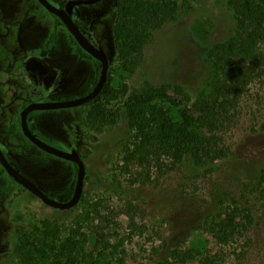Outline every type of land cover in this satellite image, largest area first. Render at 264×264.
I'll use <instances>...</instances> for the list:
<instances>
[{
	"label": "rangeland",
	"instance_id": "obj_1",
	"mask_svg": "<svg viewBox=\"0 0 264 264\" xmlns=\"http://www.w3.org/2000/svg\"><path fill=\"white\" fill-rule=\"evenodd\" d=\"M170 1L176 5V12L150 29L141 61L132 70H126L119 57L115 25L111 41L115 44L113 92L94 105L104 111L117 110L114 123H93L90 115L85 119L86 111L91 114L93 108L79 117V111L68 113L69 124L46 114L34 118L33 127L44 138L62 139L81 151L84 189L74 207L62 210L46 205L7 178L0 179V264H23L22 256L29 252L20 249L21 236L42 233L46 220L60 235L74 228L87 233L89 225L97 227L109 243L107 250L94 251L95 239L90 235L77 253L58 264H156L177 246L186 250L188 264H199L203 249L219 255L218 264H263L264 250H259L258 244H264V215L253 199L247 204L253 209L255 227L235 240L213 237L205 219L221 208L212 194L225 189L238 195L244 172L264 169V41L259 45L261 64L255 77L230 122L218 133L228 152L226 158L198 168L185 164L162 176L155 171L145 183L131 184L127 181L129 173L118 169L123 140L131 133L129 118L140 110L138 105L119 108L123 98L146 84L177 83L193 101L210 72L208 48L225 40L234 27L228 0ZM77 126L82 128L79 135L67 130ZM10 140L14 152L21 149L35 156L37 150L25 143L15 127ZM46 160V165L50 162L53 167L44 172L29 161L19 166L55 194L66 196L75 176L73 166L60 159Z\"/></svg>",
	"mask_w": 264,
	"mask_h": 264
},
{
	"label": "trees",
	"instance_id": "obj_2",
	"mask_svg": "<svg viewBox=\"0 0 264 264\" xmlns=\"http://www.w3.org/2000/svg\"><path fill=\"white\" fill-rule=\"evenodd\" d=\"M228 5L233 15V30L225 40L208 48L206 58L210 72L193 101L190 102V95L177 83L146 84L121 101L119 108L140 107L129 118L131 133L123 140L121 164H118L121 172L129 173L127 181L131 184L150 181L155 171L162 176L185 164L198 168L227 157V149L218 133L230 122L261 64L259 45L264 41V0H228ZM175 12L176 5L170 0L122 2L115 34L119 57L126 70L134 69L141 61L150 29L160 26ZM112 92L111 86L106 84L102 94L107 97ZM110 111L94 106L90 122L114 123L118 111ZM212 196L221 208L213 217H206L208 232L217 239L235 240L255 227L253 209L247 204L250 199L264 215V169L251 170V174L244 172L238 195L223 189ZM43 226L42 233L21 236L20 249L29 252L22 256L23 264H58L77 253L90 235L95 239L94 251L101 253L108 249L109 243L97 227L89 225L88 235L75 228L60 235L54 233L48 220ZM258 246L259 250H264V244ZM218 257L203 249L199 264H218ZM187 262L186 250L177 246L156 264Z\"/></svg>",
	"mask_w": 264,
	"mask_h": 264
},
{
	"label": "flooded vegetation",
	"instance_id": "obj_3",
	"mask_svg": "<svg viewBox=\"0 0 264 264\" xmlns=\"http://www.w3.org/2000/svg\"><path fill=\"white\" fill-rule=\"evenodd\" d=\"M123 1L47 0L52 7L65 12L79 33L95 49L104 53L108 69L106 80L95 97L74 106L32 110L27 114V125L30 132L41 141L67 152L76 151L84 166L85 161L79 149L62 139L57 141L53 138H44L34 129L33 120L46 114L56 117L53 119L66 121L68 113L79 111L77 115L79 117L85 110L93 108L98 101L104 99L102 94L104 87L106 84L111 85V64L115 49V44L111 41ZM101 70V60L81 46L64 20L39 0H0V150L10 165L51 199L65 202L71 198L76 183L77 164L50 154L31 142L21 128V113L33 102H60L87 96L98 84ZM89 111H86L85 119L90 115ZM66 123L69 124L68 121ZM14 127L25 143H29L37 150L35 156L32 152L21 149L19 153L14 152L10 143ZM72 129L77 135L82 132L81 126L67 130ZM21 158H24L23 161H29L30 165L41 172L53 167L50 162L46 165V159H60L71 164L75 176L67 195L55 194L43 182L26 174L19 166V163H24ZM3 178L35 196L16 182L0 162V179ZM7 186H3L4 191L8 190ZM1 197L0 193V200ZM2 208L0 201V216Z\"/></svg>",
	"mask_w": 264,
	"mask_h": 264
},
{
	"label": "water",
	"instance_id": "obj_4",
	"mask_svg": "<svg viewBox=\"0 0 264 264\" xmlns=\"http://www.w3.org/2000/svg\"><path fill=\"white\" fill-rule=\"evenodd\" d=\"M46 8H48L50 11L54 12L55 14L59 15L64 22L67 24L70 31L74 34L77 41L80 43L81 46H83L87 51H89L91 54H93L96 58L101 60L102 62V70L101 75L98 84L93 89L91 93H89L87 96L78 98L76 100H69V101H60V102H45V103H39V102H33L30 103L28 106H26L22 113H21V128L23 130L24 135L34 144H36L38 147L43 149L44 151L56 155L61 158H65L67 160L73 161L77 164V177H76V183L75 188L73 191V194L71 198L68 201L62 202L59 200L51 199L49 198L36 184H34L30 179H28L26 176H24L22 173H20L17 169H15L12 165L8 163V161L3 156L1 150H0V162L2 166L5 168L7 173L21 186L26 188L28 191H30L32 194L40 198L46 205L52 206L54 208L58 209H69L74 207L82 194L83 190V182H84V176H85V166L83 161L81 160L79 154L76 151L67 152L64 150H61L59 148L53 147L40 139H38L34 134H32L29 130V127L27 125V114L35 109H50L55 107H69L78 105L80 103H83L93 97H95L100 89L102 88L105 80H106V74L108 69V63L107 59L104 55V53L101 50L95 49L78 31L76 26L72 23L71 19L67 16V14L61 10H58L54 7H52L47 0H39Z\"/></svg>",
	"mask_w": 264,
	"mask_h": 264
}]
</instances>
